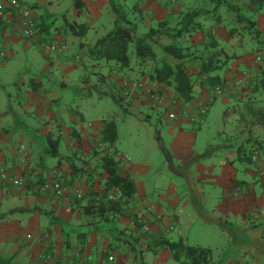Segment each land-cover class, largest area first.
I'll return each mask as SVG.
<instances>
[{
    "label": "crops",
    "instance_id": "crops-1",
    "mask_svg": "<svg viewBox=\"0 0 264 264\" xmlns=\"http://www.w3.org/2000/svg\"><path fill=\"white\" fill-rule=\"evenodd\" d=\"M22 1L33 8L45 33H50L56 20L63 17L59 7L61 0ZM83 1L86 9L78 12L73 8L71 21L85 24L90 31L102 30L103 14L107 15V22L114 20L107 0ZM242 2L247 3V10L254 15L250 19L262 32L259 41L264 42V6ZM135 5L143 14L137 24L143 22L151 26L194 8L208 9L209 12L201 17L203 31L213 34L217 46L230 56L215 73L221 82L231 83L241 72L247 71L249 82L233 87L228 94L213 97L212 87L217 83H210L208 77L198 75L200 63L188 65L194 97L187 103L177 98V119L169 121L162 115L167 123L155 136V149L163 153L161 164L167 165L168 173L162 169L153 170L154 165L145 154L133 159L125 151L120 152L115 141L113 149L120 158L121 175L134 182L136 191L130 197L120 198L119 215L103 220L97 212L85 214L83 205L87 203L90 184L99 192L106 191L104 180L98 178L93 168L99 158L94 151L99 150L96 144L100 141L104 121L110 120L101 111L107 97L111 98L106 81L109 85L110 78L117 81L119 73L114 68L109 70L108 63L93 61L85 54L88 45L98 37L88 40L87 34L76 37L69 33L62 43V33L51 32L52 42L64 44L67 49L50 53L43 51L40 39H26L17 25L8 23L7 19L0 21V51L4 52V59L8 58L6 49L20 53L24 56L22 63L26 72L25 77L18 72L13 78L14 93H9L8 97L15 103L9 108L0 106V162L27 177L40 176L48 180L56 173H65L70 180L69 191L63 197H55L51 192L0 186V195L5 201L3 204L0 198V208H3L0 251L17 261L33 253L30 259L34 264L38 257L46 258V262L42 261L45 264H136L139 259L142 264H166L169 260L175 262L170 250L157 247L153 253L148 248L149 237L160 235L172 241L182 239L186 245L201 246L188 242L190 230L200 225L219 224L235 245L232 249L237 248L238 253L221 260L208 246L212 253L209 264H219V261L222 264H264V244L258 246L224 230L227 221L237 234L242 230L264 233V120L258 119V112L264 111V88H254L264 71V59L258 64L254 58L264 53V46L259 48L260 44L243 36L240 29L234 31L242 25L232 18L231 10L216 9L210 0H138ZM58 30L62 31L61 26ZM201 30L186 36L189 44L203 42ZM76 42H79L77 48ZM81 42L84 43L82 47ZM4 59L0 58V64L5 65ZM135 69L140 78L143 66ZM140 79L158 92L165 89L169 97L176 99L172 87L145 75ZM71 88L73 93L65 94ZM141 94L140 90L131 98L133 106L130 109L138 111L145 107V118L137 111L126 114L146 121L151 119L152 110L160 113V108L150 105ZM207 101L203 122L190 121ZM216 104H220L222 112V135L219 137H224L225 141L220 142L219 151L213 156L196 155L194 147L198 134L192 129L206 124ZM246 106L255 112L258 110V117L240 114ZM49 139L55 142L57 157L48 152ZM256 141L262 147L253 144ZM135 145L140 146L138 142ZM79 154H84L88 162L83 163L85 169L80 171L81 164L74 160L78 171L72 172L65 158ZM102 176L107 178V173ZM80 193L84 194L81 198L78 197ZM123 245L132 249L134 255L132 251L128 256ZM139 250V256L134 258ZM110 254L114 255V263L108 262Z\"/></svg>",
    "mask_w": 264,
    "mask_h": 264
},
{
    "label": "trees",
    "instance_id": "trees-1",
    "mask_svg": "<svg viewBox=\"0 0 264 264\" xmlns=\"http://www.w3.org/2000/svg\"><path fill=\"white\" fill-rule=\"evenodd\" d=\"M19 1L23 5L28 6L22 0ZM231 1L232 0H210L216 9L225 7L226 9L235 10L238 12V8L234 6ZM246 1L255 6H261L264 3V0ZM1 2L3 4L5 3V0H1L0 3ZM107 2L111 14L114 17L113 26L104 35L98 37L91 45H88L85 54H89V58L91 60L96 62L104 61L108 64L116 65L124 69L130 66V53L133 51L135 53V57L139 58L137 60L140 62L141 60H150L152 62L153 66L149 72L148 79L157 81L167 87H172L176 95L175 98H178L184 103L190 102L193 99L192 97H194L193 78L192 74L189 73L188 65L200 63L198 67V75L208 77V81L210 83H225L220 81L218 74L215 72L226 64V61L230 58V56L222 48L217 46V41L215 40L213 34L206 30L203 31L201 17L203 14L209 12L208 9L194 8L183 12L178 16H175L174 18L158 21L156 26H151L150 30L147 31L146 36L149 39H146L135 37L134 31L136 30V24L139 17L134 16L133 18H129V16H127L126 13L123 12L119 6H117L115 0H107ZM118 3L121 5V7H123V0H119ZM28 7L33 11L32 7ZM72 7L78 12L86 9L85 2L83 0H72ZM7 11L8 8H5V13ZM133 11H138L136 9V5L131 8V12ZM61 19L64 33H70V35L76 37H84L87 34L86 32L88 31V26L85 24H80L71 20L69 21L66 17H64V14ZM237 19L240 22H248L249 26L251 27L255 25L253 20H249L242 15H238ZM0 21L5 22L3 16L1 15ZM33 21L36 28V32H34L36 36L30 39H40L42 42L41 47L44 51L43 45L52 41V34L45 33V30H43L38 24L34 12ZM199 29H202L201 31L204 35V40L202 43L193 46L191 44L183 45L181 41L179 42V40L185 35L191 36L192 33ZM256 34H259V32H256ZM156 35L159 38L167 37L171 40L169 43L159 46L161 55L160 58L156 56V52L152 47V42ZM146 40H151V43L147 42ZM80 45L82 47L84 43L81 42ZM131 46H133V50H130ZM5 57L6 56H0L2 59ZM129 80L135 81L136 79ZM137 80L141 79L139 78ZM116 87H118V85H116ZM254 88H264V76L259 81L255 82ZM164 90L161 89L160 91ZM164 92L167 93L166 90ZM246 108L248 110L251 109L248 106H246L245 109ZM159 114L164 116L161 109ZM240 114L243 115V112ZM116 139L117 130L115 122L113 120L104 121V124L100 129V141L96 144V147L99 148V150L95 149L94 151V153L99 156V158L97 159L98 162L94 164L93 168L96 171L98 178L104 180L103 189L104 191L106 190L105 192H111L113 189H117L120 193V198L130 197L135 193L136 188L134 182L128 178V176L121 175V169L119 166L120 158L116 157V153L113 149ZM47 144L49 145L48 152L50 155L57 157L58 155L55 142L49 139L47 140ZM253 144L262 147L259 142L257 143V141L256 143L253 142ZM65 159L68 163V167L73 170L72 172L78 171L77 166L73 164L74 160L79 161L81 164L80 171L85 169L83 163L88 162V159H85L84 154L75 155L73 157L69 156ZM0 163L3 166L5 165L3 162ZM5 167L9 169L15 176L24 177L27 180L26 185L19 188H14L9 182H2L4 186H7L8 188H14L15 190L32 189L33 191L40 193L38 190H36L38 185L47 181L53 182L61 177L67 186H69L68 183L70 180L65 178V173H56L55 177L46 180L40 178V176L27 177L23 173L15 170L12 166ZM104 172L107 173V178L105 179H103L102 176ZM88 189V193L86 194L88 200L87 203L83 205L85 214L97 212L101 219L107 220L111 216L119 215L121 213L122 208L119 201L107 200L108 202H104V200H102L98 202L99 200H96L95 197H99L102 194L96 188H94L92 184H90ZM52 195L55 197H63L66 194L62 196H56L52 193ZM99 199H103L102 196H100ZM231 234L233 235L234 233ZM148 239L151 240L148 248L153 250V253L157 251V247H167L170 250L172 258L175 260L176 264H209L211 262L212 253L207 247L186 245L182 239L172 241L160 235L151 236ZM140 252L141 250H139L138 253H135V258L139 256ZM9 261V257H7L6 254L3 255L0 251V264H9ZM140 264H142L141 260Z\"/></svg>",
    "mask_w": 264,
    "mask_h": 264
},
{
    "label": "rangeland",
    "instance_id": "rangeland-1",
    "mask_svg": "<svg viewBox=\"0 0 264 264\" xmlns=\"http://www.w3.org/2000/svg\"><path fill=\"white\" fill-rule=\"evenodd\" d=\"M119 0H115V3L117 4V6H119V8L126 13L127 16H129V18H133L134 15L136 14L137 17L139 18H143V14L142 11L138 8V6L136 5V9L138 11H133L131 12V8H133V6H135V3L137 4L138 0L135 1L134 0H129V1H124L123 0V7H121V5L118 3ZM232 2H235L234 6H236L238 8V12L235 10H231L230 14L232 16V18H234V20L237 21L238 24H241L242 26L237 27L234 29V31L239 30V32H241V34L243 36L248 37L250 40L253 39L255 42H258L260 44L259 48H263L264 46V42L263 41H259L262 38V32H260V30L254 25L253 27L249 26L248 22H240L238 21V15H242L243 17H245V15H248V17H245L249 20L251 17H254V15L252 14V12H249L246 8V4L242 2V0H232ZM264 4L261 5V7H263ZM60 10L66 14L65 16L68 18V20L70 21V18L73 16V13L75 11V9H73L72 7V0H61L60 4H59ZM33 9V8H32ZM261 9V8H259ZM135 12V13H134ZM111 13V11H110ZM252 15V16H251ZM251 16V17H250ZM62 18V17H61ZM114 18V17H113ZM107 15L103 14L102 18H101V22H102V27L100 30V28H97L95 30L91 29L90 31L87 32L86 38L88 40H93V38L95 37H100L102 35H104L107 31H109L112 26H113V21H108L107 22ZM254 21V20H253ZM61 24V25H60ZM255 24V21H254ZM154 26H156V23H153ZM60 26L62 28L60 29ZM57 30H56V29ZM90 27H88L89 30ZM151 25L149 24H144L143 22L136 24V30L134 31L135 33V37L136 38H147V31L150 30ZM51 32L52 33H62L60 36H62V43L64 41L63 37L66 35V33H64V29L62 26V20H56L55 24L52 25L51 28ZM50 32V33H51ZM256 32H259V34H256ZM248 35V36H247ZM54 39V38H53ZM55 41V40H54ZM147 42L151 43V40H146ZM171 40L167 37H161L159 38L157 35L154 37L153 42H152V47L156 52V56L158 58L161 57L160 55V51H159V46L160 45H164L169 43ZM181 41V43L187 44L189 45V39L186 38V35L179 40V42ZM79 45V42L75 43V48H77ZM262 45V46H261ZM130 50H133V46L130 47ZM259 50V49H258ZM6 51L8 52V58L4 61V64H0V103L2 105L1 108H5V107H11L14 102V100L12 98L8 97L9 93H14V81L13 78L17 75V73L19 72V74H22L23 77H25L26 72L24 70V63H22L24 61V56L21 55L20 53H14L12 51H10L9 49H6ZM255 51V50H254ZM257 51V50H256ZM2 52V51H0ZM39 53V51H37ZM253 52V51H252ZM41 54V53H40ZM257 54V53H255ZM253 54V55H255ZM131 55V60H130V66L128 68H120L116 65H112V64H108V69L112 70L113 68L116 69L117 74L119 75L118 80L120 79H136L139 78V74L136 71L135 67L139 68L141 65L143 66V72L142 75H140V78L143 77V75L148 76L149 72L151 71L152 68V62L149 60H141V62L135 57V53L132 51V53H130ZM39 56H42L39 55ZM258 55L255 56V60L256 57ZM261 56L262 60L264 59V53ZM40 58V57H39ZM42 58V57H41ZM261 60V62H257L258 64L263 63V61ZM6 62V63H5ZM260 66V65H259ZM191 68L193 69L194 67L191 66ZM188 70H190L188 68ZM261 70V69H260ZM262 73V72H261ZM247 71L241 72V75H239V77H237L234 81L231 82V84H233V86H241L248 81V74ZM264 75L262 74V77ZM15 79V78H14ZM118 80L116 81V79H111L110 78V85L108 84V80L106 81V85H107V89L109 90L108 93L110 94L111 98L107 97L106 99V105L104 108L101 109V111L103 113H105L107 116L106 117H110V120H113L116 124V130H117V139H116V146L118 148V150L120 152H126L128 154H130L132 156V158L134 159V157L137 159L141 156H143L144 154L146 155L147 159L151 161V163H153V170H158V169H162L164 170V173H168L167 171V165L163 166L161 163V159L163 157V153L156 150L155 148H157L156 146V131L161 128L162 131L165 128V124L167 123V120L163 117H161L162 115L159 114L158 112H156L155 110H152V117L149 120L146 121H141L139 119H137V116H133V115H128L126 114V112L128 111L129 113H134L137 110L135 109H130V107H132L133 103H131V101L127 102V100L122 99L123 95L119 94L116 96V85L118 84ZM115 83V84H114ZM117 83V84H116ZM234 86V87H235ZM245 92V91H243ZM72 94L73 93V89L71 88L70 90H68L67 92H65V94ZM118 101H116V100ZM244 107V106H243ZM142 109H138L137 114L138 115H143V117L145 118V112ZM100 109V108H99ZM160 112V111H159ZM162 113V112H161ZM221 106L220 104H216L214 105V107L211 109V112L208 116L207 122L205 125H203L201 128L199 129H192V131H194L195 133L198 134V137L196 139V143H195V154H211L212 156L217 154L219 151V146H220V142H224L225 138L224 137H219L220 135H222L220 128L223 126L222 122H221ZM243 114L244 115H249V116H257V111L255 112L254 110H248L247 108L243 110ZM259 114V120L263 121L264 120V111H260ZM135 142L139 143L140 146L135 145ZM134 152V154H133ZM164 158V157H163ZM140 161H143V159H141ZM66 178V177H65ZM67 180V179H66ZM0 186L4 187V184L0 181ZM102 195L103 199H99L100 196L95 197L96 200H99L98 202L104 200V202H108V195L111 194L110 192H100ZM99 194V193H98ZM82 196H84L82 194ZM0 198L2 200V203L4 204V199L3 197ZM114 201V200H112ZM117 201L120 202V198L117 199ZM3 206V205H2ZM3 211V208H0V215L1 212ZM219 223V222H218ZM225 228L224 230L229 231L230 233H234L233 235H236L238 238H240L242 236L243 239H245V241L247 242H253L254 244H257L258 246L263 245L264 244V233L261 235L259 232H254L251 230H242L240 231L238 234L237 232L235 233L233 230H231L232 225L231 223H228L227 221L225 222ZM219 226V227H218ZM198 228V229H197ZM193 227L190 231V234L188 235V242L189 243H194V244H199L202 247H211V249L213 250V254L214 256H219L220 259H227V257H231L234 256L235 254H237L238 250L237 248L232 249V247H234L235 245L232 244V241L230 239V236H228L227 234H225L226 232L222 231L220 228V225H209V226H203L200 225L199 227ZM264 232V228L262 229ZM223 232V233H222ZM28 237H30V235H28ZM124 247V245H123ZM127 251V255L129 256V254L133 251V250H129L126 247H124ZM237 250V251H236ZM122 253V249L119 250ZM132 254L134 255V251L132 252ZM30 256H34L33 253H29L25 258H23L22 261H17L15 260L16 258L14 257H9L10 261L9 264H34V260L30 259ZM35 258V257H34ZM135 258V257H134ZM222 260V259H221ZM35 264H45L43 262H46L47 259L44 257H38V259L35 260ZM43 261V262H42ZM40 262V263H39ZM136 264H140V259L138 261H136ZM166 264H175V262L173 260H169ZM219 264H222V261H219Z\"/></svg>",
    "mask_w": 264,
    "mask_h": 264
},
{
    "label": "built area",
    "instance_id": "built-area-1",
    "mask_svg": "<svg viewBox=\"0 0 264 264\" xmlns=\"http://www.w3.org/2000/svg\"><path fill=\"white\" fill-rule=\"evenodd\" d=\"M5 6H4V5ZM0 3V15L3 16V19L9 22L10 24L17 25L20 29L21 35L25 38H32L36 32L35 24L33 21V11L28 7L23 5L19 0H5V3ZM5 8H8V11L5 13ZM13 21V23H12ZM45 52H61L67 49V46L57 42H47L43 45ZM0 56L4 57V52H0ZM261 56L256 57L257 62H261ZM263 61V60H262ZM118 87H116V96L122 94V99L129 101L132 97L138 95V92H142L141 98L149 100V104L159 107L169 121L177 119L176 107L179 105L177 99L169 97L168 94L164 91H156L152 87L148 86L142 80L130 81L129 79H120L118 82ZM235 86V85H234ZM230 82L216 84L212 87L213 97L223 96L231 92V89L234 87ZM209 101L202 103L199 107L198 114L190 117V121L201 123L204 120L205 113ZM0 181L9 182L13 185L14 188H19L26 185V178L15 176L11 173L9 169L3 166L0 163ZM40 193L52 192L56 196H62L68 193L69 186L65 183L63 178H58L53 182H45L36 187ZM111 194L108 195V199L117 200L120 198V193L117 189H113ZM81 193L78 197H81ZM146 228V227H145ZM147 229V228H146ZM114 255L110 254L108 256V262L114 263Z\"/></svg>",
    "mask_w": 264,
    "mask_h": 264
}]
</instances>
